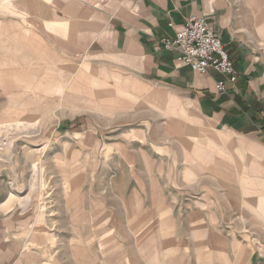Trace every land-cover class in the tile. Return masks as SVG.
<instances>
[{
  "label": "crops",
  "instance_id": "1",
  "mask_svg": "<svg viewBox=\"0 0 264 264\" xmlns=\"http://www.w3.org/2000/svg\"><path fill=\"white\" fill-rule=\"evenodd\" d=\"M192 16L234 83L158 45ZM7 90L22 121L87 106L109 120L58 122L67 148L42 196L15 190L0 264H264V0H0Z\"/></svg>",
  "mask_w": 264,
  "mask_h": 264
},
{
  "label": "rangeland",
  "instance_id": "2",
  "mask_svg": "<svg viewBox=\"0 0 264 264\" xmlns=\"http://www.w3.org/2000/svg\"><path fill=\"white\" fill-rule=\"evenodd\" d=\"M14 91H17V89L14 88ZM6 92V100H0V127L9 124L17 125L16 123H23L24 125L30 123L33 126L30 125L24 131H0V227L4 232H7L9 227H14L17 223L15 198H18V196L15 194V190L22 192L19 197L27 195L28 189V196L35 195V193L42 196L45 191L44 188L48 179L45 178L42 171L43 166L56 165L59 150L69 141L62 140L64 141L62 142L55 139L58 134L56 133L58 122L62 125L63 121H68L67 119H72V117H75V122L91 119L96 122L91 121L94 123L92 126L98 125L97 132H103L109 120L103 115V111L101 112L94 106H87L79 107L78 115L75 116L71 115L72 111L70 113L69 109L62 108L57 109L55 113L52 110L41 117L35 114L27 115L25 120L30 122L22 121L23 119L16 116L17 111L9 110L8 90ZM60 93L62 95H57L59 100L68 95L67 91L63 90ZM3 110H5V113H2ZM33 112L35 111L30 113ZM76 118L78 119L76 120ZM78 124L79 126L82 125L81 123ZM65 147L67 148V146ZM2 226H8V228L4 230Z\"/></svg>",
  "mask_w": 264,
  "mask_h": 264
},
{
  "label": "built area",
  "instance_id": "3",
  "mask_svg": "<svg viewBox=\"0 0 264 264\" xmlns=\"http://www.w3.org/2000/svg\"><path fill=\"white\" fill-rule=\"evenodd\" d=\"M161 49L175 54L177 65L187 67L202 76L214 71L234 83L238 74L228 57L224 44L213 28L203 18L189 17L173 38L164 37L158 41ZM224 82L219 81L215 89L225 91Z\"/></svg>",
  "mask_w": 264,
  "mask_h": 264
},
{
  "label": "bare ground",
  "instance_id": "4",
  "mask_svg": "<svg viewBox=\"0 0 264 264\" xmlns=\"http://www.w3.org/2000/svg\"><path fill=\"white\" fill-rule=\"evenodd\" d=\"M17 125L15 124H9V125H6L5 127H0V131L1 130H14V131H24L26 130V128H28L30 125L33 126L32 124L30 123H27V125H24L23 123H16ZM26 124V123H25ZM35 128V127H34ZM29 132V131H28ZM26 136V135H25ZM8 145V143H7ZM12 147V146H11ZM9 149V148H8ZM9 152V151H8ZM3 157V156H2ZM38 167V166H37ZM39 170V169H38ZM37 170V171H38ZM32 191V190H31Z\"/></svg>",
  "mask_w": 264,
  "mask_h": 264
}]
</instances>
